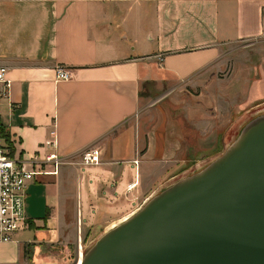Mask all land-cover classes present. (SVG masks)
Here are the masks:
<instances>
[{
  "label": "crops",
  "instance_id": "crops-1",
  "mask_svg": "<svg viewBox=\"0 0 264 264\" xmlns=\"http://www.w3.org/2000/svg\"><path fill=\"white\" fill-rule=\"evenodd\" d=\"M262 36L264 0H0V67L10 81L0 124L11 153L27 159L53 136L64 157L55 175L27 185L28 228L0 242V264H44L30 252L58 241L89 204L116 224L218 154L233 125L232 85L217 76L223 48ZM56 67L71 77L54 81ZM90 144L100 163L78 165ZM130 195L139 205L114 217Z\"/></svg>",
  "mask_w": 264,
  "mask_h": 264
},
{
  "label": "water",
  "instance_id": "water-1",
  "mask_svg": "<svg viewBox=\"0 0 264 264\" xmlns=\"http://www.w3.org/2000/svg\"><path fill=\"white\" fill-rule=\"evenodd\" d=\"M78 264H264V112L105 229Z\"/></svg>",
  "mask_w": 264,
  "mask_h": 264
},
{
  "label": "rangeland",
  "instance_id": "rangeland-1",
  "mask_svg": "<svg viewBox=\"0 0 264 264\" xmlns=\"http://www.w3.org/2000/svg\"><path fill=\"white\" fill-rule=\"evenodd\" d=\"M223 52L227 54L226 64L223 70L217 73V76L219 75L220 78L225 79L226 83L229 80L232 85L233 93L228 101L230 106L228 113H231L233 124L232 140L247 120L264 112V36L225 46ZM229 142L226 143V146ZM215 156L201 162L196 167L179 173L174 179L161 184L154 193L176 179L202 168ZM76 158L78 160L79 157L76 156ZM127 198L130 203L127 210L120 209L119 213L116 214L118 216L114 215V217H119L129 210H133L141 201L139 196L137 199L131 195ZM102 210L95 203H91L87 206L88 213L81 215L79 220V212L76 207L78 217L75 220L65 222L58 241L42 243L35 249V253L30 252L29 259L36 258L38 262L44 264L76 263V252L82 250L83 253L111 223L110 220L106 219V216L101 214ZM26 228H28V222ZM29 259L28 261H30Z\"/></svg>",
  "mask_w": 264,
  "mask_h": 264
},
{
  "label": "built area",
  "instance_id": "built-area-1",
  "mask_svg": "<svg viewBox=\"0 0 264 264\" xmlns=\"http://www.w3.org/2000/svg\"><path fill=\"white\" fill-rule=\"evenodd\" d=\"M5 68L0 67V97L9 87L4 76ZM71 72L63 67L54 70V81L68 80ZM54 137L44 140L40 149L27 159L13 157L9 139L0 124V242L13 241L14 236L27 227L24 215V198L27 185L38 175H55L64 157L57 154ZM101 151L95 145H87L80 153V166H95L100 163ZM134 164L136 160L132 161ZM25 166V167H24ZM28 166V167H26ZM48 167V168H47ZM133 183L127 185L130 189Z\"/></svg>",
  "mask_w": 264,
  "mask_h": 264
},
{
  "label": "bare ground",
  "instance_id": "bare-ground-1",
  "mask_svg": "<svg viewBox=\"0 0 264 264\" xmlns=\"http://www.w3.org/2000/svg\"><path fill=\"white\" fill-rule=\"evenodd\" d=\"M123 218H125V217H123ZM119 221V220H118ZM115 222L116 221H113L112 223H110L109 225L111 226V224L113 225V224H115ZM108 225V226H109ZM81 255H82V250L79 252V256H78V260H77V262L75 263V264H78V262H79V260H80V257H81Z\"/></svg>",
  "mask_w": 264,
  "mask_h": 264
}]
</instances>
